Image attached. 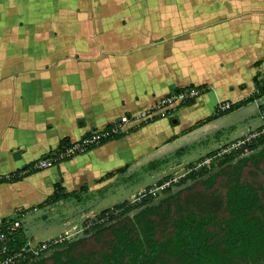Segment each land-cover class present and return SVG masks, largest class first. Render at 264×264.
Returning a JSON list of instances; mask_svg holds the SVG:
<instances>
[{"label":"crops","instance_id":"obj_1","mask_svg":"<svg viewBox=\"0 0 264 264\" xmlns=\"http://www.w3.org/2000/svg\"><path fill=\"white\" fill-rule=\"evenodd\" d=\"M256 70L264 79V0H0V176L47 154L62 136L78 138L186 84L206 87L169 114L1 180L0 219L15 209L39 212L55 181L66 192L108 188L170 164L180 147L175 162L183 165L254 129L260 97L194 123L250 95ZM158 157L167 159L143 168ZM21 220L32 243L53 229L74 237L71 219L30 235Z\"/></svg>","mask_w":264,"mask_h":264},{"label":"trees","instance_id":"obj_2","mask_svg":"<svg viewBox=\"0 0 264 264\" xmlns=\"http://www.w3.org/2000/svg\"><path fill=\"white\" fill-rule=\"evenodd\" d=\"M258 76L256 70L252 76L255 90L250 95L197 120L194 125L264 94V79ZM205 90L202 87V92ZM192 101L190 98L182 104ZM68 140L62 136L55 146ZM245 147L248 153L225 154L212 170L201 166L188 168L178 177L176 189L164 188L157 198L147 193L149 188H146L139 198L122 199L111 207L99 209L97 219L83 228L81 234L72 238L62 236L50 245L47 253L27 264H162L264 220V137ZM183 150L180 147L175 153ZM166 159L153 158L143 168L151 170ZM189 163L188 166L193 164ZM26 165L7 173L6 177L1 175L0 181L14 180L37 170L19 172ZM117 170L108 171L105 176ZM54 185L53 192L41 203L52 202L62 195L57 191L61 183L55 181ZM20 230L15 238L17 243L25 238L23 229Z\"/></svg>","mask_w":264,"mask_h":264},{"label":"built area","instance_id":"obj_3","mask_svg":"<svg viewBox=\"0 0 264 264\" xmlns=\"http://www.w3.org/2000/svg\"><path fill=\"white\" fill-rule=\"evenodd\" d=\"M200 92H202V87L195 84H186L178 89L170 90L168 93L166 92L154 98L147 107L140 109L139 111L133 112L130 110L123 112L118 115L117 119L110 123L95 126L78 138L69 139L67 143L65 142L60 146H54L45 156L30 161L28 165L19 172L29 169H43L56 163L60 158H70L76 154L83 153L90 148L91 145L98 143L101 139H105L111 135H118V133H122L130 126L139 125L141 121L152 118L154 114H169V110L176 104L194 98V96ZM259 97L260 99L258 101L257 109L260 123L255 126L254 129L247 131L243 135L224 142L210 154L203 156L191 166H188L187 169L197 168L199 166H209L210 164L215 165L225 154L237 153V155H242L248 153L249 150L245 146L253 143L258 138L264 137V94ZM227 105L226 102L220 103L219 108L223 109ZM6 176L7 174L5 177ZM167 184L170 185V179H165L158 184H155L154 187L148 189L147 193L155 194L156 189H161ZM20 229H23L22 220L17 212H15V214L12 213L9 218L0 219V264H27L30 260L44 254L54 241H57L64 236L58 235L51 240L50 238L52 237H49L47 239H41L35 243L30 242L25 237L17 243L15 238L21 232Z\"/></svg>","mask_w":264,"mask_h":264},{"label":"rangeland","instance_id":"obj_4","mask_svg":"<svg viewBox=\"0 0 264 264\" xmlns=\"http://www.w3.org/2000/svg\"><path fill=\"white\" fill-rule=\"evenodd\" d=\"M61 2L68 3V0H60ZM217 149V148H216ZM181 153H174L170 157V164H166L163 167L159 165L157 168L153 169L152 172L149 171H138L133 172L130 175H124L121 180L110 184L108 188H98L97 190L86 191L87 184H82L78 189L74 190L75 193H67L62 188V185L58 187L57 191L62 195L59 198L48 201L46 203H41L39 206V212L34 211L31 213H26L21 215L20 209H15L12 213H18V216L22 217V219H26L25 228L26 234L30 235L31 233L39 234L46 233L47 228L51 225H60L62 222L72 220L73 228L70 230L72 232L71 235L76 236L77 234H81L83 228L87 227L88 224L97 219V212L99 209L105 207H111L114 203L120 202L122 199L133 200L139 197L143 192H145L146 188H152L155 184H158L160 178L162 176H166L163 179H170V185H166L161 189H156L155 198L163 193L164 188L176 189L178 186L176 185L178 181V177L182 175L188 167L189 162L180 165L175 161L179 158ZM237 155V153H233ZM205 156V155H203ZM202 155L195 158V160L191 161L195 163L197 160L203 157ZM205 168L212 170L216 167L214 164H210L209 166H204ZM61 183V182H60ZM86 191V193H84ZM47 206V208L42 209V206ZM31 209L33 210L34 206ZM85 210V211H83ZM82 212L85 213L83 219H81ZM39 213L40 220H37V214ZM58 230V229H57ZM52 232V231H51ZM68 232L60 231L57 233L56 229H53L52 235L44 238L47 239L49 237L53 239L58 235H67ZM45 250V249H44ZM48 252L47 250L45 251ZM44 252V253H45Z\"/></svg>","mask_w":264,"mask_h":264},{"label":"water","instance_id":"obj_5","mask_svg":"<svg viewBox=\"0 0 264 264\" xmlns=\"http://www.w3.org/2000/svg\"><path fill=\"white\" fill-rule=\"evenodd\" d=\"M162 264H264V220Z\"/></svg>","mask_w":264,"mask_h":264},{"label":"bare ground","instance_id":"obj_6","mask_svg":"<svg viewBox=\"0 0 264 264\" xmlns=\"http://www.w3.org/2000/svg\"><path fill=\"white\" fill-rule=\"evenodd\" d=\"M30 241V240H29Z\"/></svg>","mask_w":264,"mask_h":264}]
</instances>
